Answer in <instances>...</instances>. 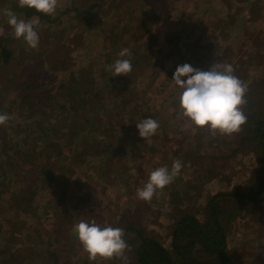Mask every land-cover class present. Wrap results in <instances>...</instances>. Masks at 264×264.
<instances>
[{
    "label": "rangeland",
    "instance_id": "374dc122",
    "mask_svg": "<svg viewBox=\"0 0 264 264\" xmlns=\"http://www.w3.org/2000/svg\"><path fill=\"white\" fill-rule=\"evenodd\" d=\"M11 1L0 0V10L10 9ZM13 12L26 20L25 13ZM35 17L40 20L39 46L30 48L14 37L0 15V47H7L8 39L13 42L8 45L10 62L0 66V92L6 96L8 111L17 114L26 132H31L29 122L33 119L23 112L28 100L20 103V87L29 80V68H37L40 62L46 71H53L46 72L42 81L49 92L43 102L47 107L35 115L42 123L36 133L22 138L18 135L21 133L6 132L0 126V244L10 241L13 247L21 248L33 244L37 250L48 251L65 245V264L80 260L127 264L126 249L119 257L89 259L73 226L86 220L123 229V216L147 235L167 240L172 229L167 228V220L171 216L166 219L160 214L165 212L162 205L166 203L162 189L181 184L185 179L182 169L150 201L139 199L136 190L152 170L165 165L171 169L177 160L182 167L185 165L180 143L193 138L185 126L191 130L196 127L189 118L178 117L180 128L175 112L167 114L180 104V90L171 80L173 72L184 63L208 70L213 62L240 61L237 56L230 58L239 50L252 48V38L264 31V0H57L55 13L30 16ZM51 49L72 60L68 68L50 67ZM122 49L129 54L119 57ZM223 54L226 59L221 60ZM118 58L131 61L132 74H123L120 79L118 75L111 76L108 65ZM85 71L96 80L87 89L74 85L72 80ZM104 71L112 81L100 90L97 87L107 76ZM126 80L128 87L123 82ZM153 101H161L162 115L173 118L166 120V133L159 134L158 127L147 139L138 133L129 134L128 130L138 132L136 122L147 117ZM139 111L142 113L138 115ZM19 128L16 126L15 131ZM116 132V144L115 139L105 143L110 148L101 144L107 134ZM212 144L210 139L208 145ZM201 159L206 168L210 159ZM253 168L251 151L242 149L235 162L226 163L209 182L218 180L240 190ZM191 176L190 173L188 177ZM204 176L202 171L200 177ZM193 196L192 211L203 201L199 193ZM255 210L264 213V196ZM21 220L25 221V229L14 231V225ZM251 221L250 218L234 226V248L238 257L251 256V264H264V230L258 234L260 242L254 245L247 237ZM27 233L30 238L18 240Z\"/></svg>",
    "mask_w": 264,
    "mask_h": 264
},
{
    "label": "trees",
    "instance_id": "16d2710c",
    "mask_svg": "<svg viewBox=\"0 0 264 264\" xmlns=\"http://www.w3.org/2000/svg\"><path fill=\"white\" fill-rule=\"evenodd\" d=\"M9 7L13 11L25 13L26 20L32 15H45L42 12H36L35 9L21 7L19 2L14 4L13 0ZM252 41V48L241 52L239 50L230 58L234 59V56H237L240 61L234 60L232 63L229 60L225 61L232 65L233 74L247 85L244 94L245 103L240 106L247 117L246 122L241 126L240 131L230 135L210 130L206 126L201 127L197 133V126L193 130L188 125L185 126V129L190 130V136L193 137L191 139L187 137L180 143L181 159L185 163L184 167L181 168V173L185 179L183 178L178 186L171 185L168 190L162 189L166 203L162 205V211L165 209V212H160V214H164L165 217L171 216L169 219L166 217V219H168L167 228L172 227V229H170L167 240L162 241L158 237L147 235L143 228L138 227L133 221H126L127 218L122 216L121 219L125 222L123 238L126 239L127 243V264H251V256L238 257L233 242L237 234L234 231V226L245 223L250 218L252 224H248L250 228L248 227L249 236L247 237L254 245L260 242L258 234L264 230V213L255 210L256 203L262 201L264 196V31L256 34ZM11 43H13L12 40L8 39L5 42L7 47H0V66L10 62L12 53L8 45ZM54 50L56 49L49 50L50 67H55V69L68 68L72 60L65 58L66 55L55 54ZM21 55L28 57L29 54L21 52ZM220 59L224 60L226 56L223 54ZM106 62L109 63L110 59L107 58ZM44 68L41 62L37 68L30 67L29 80L24 81L18 94L21 104L28 100L25 107L26 111L21 110L24 109L21 108L18 112L29 113V117L33 119L29 122L32 125L29 129L31 132H26L27 130L25 131L23 126L21 127L22 123L17 121V114L8 111L6 96L3 91L0 92V113H7L10 116V119L2 125L6 132H18L21 133L18 135H21L22 138H27L36 133L42 126V123L35 119V115L42 111L41 108L47 107V104L43 102L47 101L45 95L49 89L42 81L47 77L46 72L53 73L51 69L49 72ZM262 71L263 73H261ZM104 72L107 76L101 79L100 85L97 87L100 90H104L112 81L109 79L108 72ZM132 73L133 68L130 71V74ZM121 75L123 74H118L119 79L122 77ZM72 80L74 85L80 84L86 89L87 85L94 86L96 82L95 76L89 71L79 72L72 77ZM127 81L123 82L128 87ZM123 82L121 84H124ZM96 91L98 90L96 89ZM162 104L161 101H153L152 106H149V112H146L147 117L151 116L158 122L159 134L166 133L168 130L166 127L167 118L173 119L170 115H162ZM170 111L175 112V122L178 127L182 128L181 119L178 117L183 119H188V117L182 114L180 104L169 109L167 114ZM140 112L142 113L139 111L138 115ZM16 126L20 127L17 131H15ZM127 132L129 134L138 133L137 131L132 133L131 130ZM118 138L119 132L107 134L106 139L101 144L110 148L111 145L108 146L109 141L115 139L114 143L116 144ZM210 139L213 141L212 145H208ZM107 141L108 143L105 144ZM242 149L251 151L254 160V168L248 172L243 180L242 188L236 190L218 180L215 183L209 182L216 177L215 175L226 163L235 162L237 153ZM84 155L85 153L81 156L82 159ZM202 157L210 159L206 168L202 166ZM202 171H205L206 176L200 177ZM190 173L193 177H188ZM195 193H199L203 197V201L197 209L192 211L191 200H193ZM24 229V220L14 225V231L23 232ZM18 234L20 235V233ZM20 237L30 238V233L19 236L18 240ZM0 245V264H65V245L58 247L56 251L37 250L36 247L32 246L33 244L23 248L20 246L13 247L15 245L10 241ZM77 264L93 263L80 260Z\"/></svg>",
    "mask_w": 264,
    "mask_h": 264
},
{
    "label": "clouds",
    "instance_id": "9594fccd",
    "mask_svg": "<svg viewBox=\"0 0 264 264\" xmlns=\"http://www.w3.org/2000/svg\"><path fill=\"white\" fill-rule=\"evenodd\" d=\"M21 7L35 9L36 12L51 15L56 12L57 0H19ZM0 15L6 19L16 39L22 40L28 47L39 46L40 27L39 17L22 19L11 9L0 10ZM2 35V33H0ZM127 49H122L119 57L128 55ZM111 76L127 75L132 70L129 59H116L108 65ZM231 64L213 62L208 70H201L188 63L177 65L171 80L175 82L179 91V102L182 114L188 117L197 127H208L221 134L230 135L238 132L246 122L247 117L241 110L245 103L244 94L247 85L234 74ZM10 119L9 114L0 113V125ZM138 134L147 139L153 136L158 122L151 116L141 118L136 122ZM182 165L174 161L171 169L161 166L152 170L148 180L142 187L137 188L139 199L150 201L159 189L170 184L179 175ZM77 239L88 253L89 259L95 260L97 256L112 258L122 256L127 247L123 239V229L111 225H99L95 221L81 220L73 226Z\"/></svg>",
    "mask_w": 264,
    "mask_h": 264
}]
</instances>
